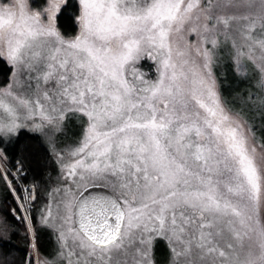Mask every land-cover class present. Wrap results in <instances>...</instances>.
<instances>
[{
    "label": "snow or ice",
    "instance_id": "1",
    "mask_svg": "<svg viewBox=\"0 0 264 264\" xmlns=\"http://www.w3.org/2000/svg\"><path fill=\"white\" fill-rule=\"evenodd\" d=\"M0 59V264H264V0H0Z\"/></svg>",
    "mask_w": 264,
    "mask_h": 264
},
{
    "label": "trees",
    "instance_id": "2",
    "mask_svg": "<svg viewBox=\"0 0 264 264\" xmlns=\"http://www.w3.org/2000/svg\"><path fill=\"white\" fill-rule=\"evenodd\" d=\"M59 24L61 25V30L67 35L72 36L78 31L77 22L73 19L72 15L65 14L60 20ZM148 69L147 66H145ZM224 75L227 78V84L232 85L233 76L231 70L225 68ZM12 69L9 64L0 59V85H3L6 81L9 80ZM36 135L23 132L19 144L12 150V157L24 159L26 167L28 169L29 179L33 177L37 179H47L46 170L43 166L42 160L36 155V149L38 148V141L36 140ZM50 170V169H49ZM2 201H3V211L2 213H7L10 208L14 207L16 202L12 198V195L2 188ZM22 231V233H21ZM20 239L15 242L16 244V255H28L29 254V244L27 243L24 237L23 228L19 227ZM22 234V235H21ZM39 243L41 245L42 251L48 252L51 251L54 247V237L50 236L47 231H41L39 233ZM166 253V249L162 246L160 247L158 254Z\"/></svg>",
    "mask_w": 264,
    "mask_h": 264
},
{
    "label": "rangeland",
    "instance_id": "3",
    "mask_svg": "<svg viewBox=\"0 0 264 264\" xmlns=\"http://www.w3.org/2000/svg\"><path fill=\"white\" fill-rule=\"evenodd\" d=\"M78 25V24H77ZM9 66L11 67V69H12V66L9 64ZM145 71H149V69H146L145 68ZM12 73V72H11ZM11 79V75H10V77H9V80ZM75 131H77V129L75 128V127H73L72 128V132H75ZM29 133H32V132H29ZM32 134H35V133H32ZM35 135H37V134H35ZM70 135H71V133H70ZM2 188H3V186H2V184H0V214H3L2 213V211H3V201H2ZM38 222V221H37ZM19 227H21V228H23V226L22 225H20ZM21 233H22V231H21ZM22 235V234H21ZM31 253V248H29V254ZM166 255V253H163V254H158V256L162 259L164 256Z\"/></svg>",
    "mask_w": 264,
    "mask_h": 264
}]
</instances>
